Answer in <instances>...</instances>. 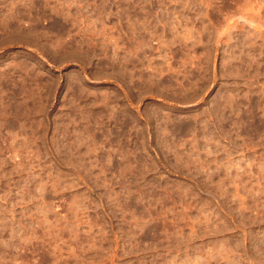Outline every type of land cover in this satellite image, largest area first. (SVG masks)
<instances>
[{"label":"rangeland","instance_id":"rangeland-1","mask_svg":"<svg viewBox=\"0 0 264 264\" xmlns=\"http://www.w3.org/2000/svg\"><path fill=\"white\" fill-rule=\"evenodd\" d=\"M0 264H264V0H0Z\"/></svg>","mask_w":264,"mask_h":264}]
</instances>
